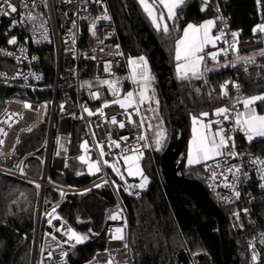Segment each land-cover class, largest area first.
<instances>
[{
    "label": "built area",
    "instance_id": "obj_1",
    "mask_svg": "<svg viewBox=\"0 0 264 264\" xmlns=\"http://www.w3.org/2000/svg\"><path fill=\"white\" fill-rule=\"evenodd\" d=\"M192 2L205 7V0H184L179 7ZM228 2L208 0L205 9L213 14L215 36L224 33L221 40L216 41V49L228 50L227 55H219L218 62L220 69L228 73V78L221 84L228 82L227 88L222 90L220 87V91L225 108L230 110V119L224 120L222 116L217 128L223 127V134L231 139L228 140L229 147L222 150V156L203 165V186L213 203L229 210L232 225L240 233L246 231L241 224L242 218L248 222L250 233L243 243L246 246L245 258L249 264H260L264 254V227L253 214L257 205L264 204V188L261 187L264 184V179H261L264 165L259 163L264 158L247 150L252 141L249 142L247 134L236 127L234 120L236 113L243 110V104L237 103V99L247 97L242 79L250 77L264 88V55L253 58V63L246 59L237 60V56L248 57L241 55V33L231 28L229 18L221 12L220 6ZM254 2L259 16L258 27L264 25V0ZM10 3L17 7L16 13H10L4 0H0L4 10L10 13L0 14V87L6 93L0 108V129L6 132V135L0 134L3 141L0 144V176L35 190L30 264H68L72 250L85 241L75 244L74 240H68L67 230L72 227L59 215L58 209L67 196L91 192L98 188L96 185H106L116 205L103 214L101 232L96 235V238L104 235V249L96 252L85 264H134L128 216L121 197L137 199L148 190L149 184L140 188L141 183L126 182L102 161V176L82 187L63 185L52 177L62 174L65 165L68 166L73 158L78 134L82 136L77 145L78 160L85 155L89 163L97 161L98 145L102 144L106 153L103 160L109 163L121 161L123 155H139L124 151L131 148L140 149L143 155L139 161H142L151 146L143 122L141 124L140 106L136 104L123 109L112 101L126 97V84L140 82L139 76L136 81L132 79L129 60L138 61L139 57H144L148 65L147 57L128 56L115 42L113 18L102 0H10ZM29 15L34 19H29ZM104 16L108 19H103ZM233 32L237 34L235 38ZM13 37L16 43L9 44ZM252 41L264 52V32L258 30ZM233 43L238 51L229 47ZM106 65H109L108 71H105ZM122 77L125 79L120 81ZM102 81L113 82L114 87L110 89ZM233 84H238L239 90ZM94 92L99 93L98 98L93 96ZM105 103L109 106L104 107ZM85 108L93 115L89 116ZM129 113L134 123H129ZM113 116L117 124L111 123ZM120 122L125 124L124 128L119 127ZM38 126H44L40 147L34 152L20 154L18 151L23 136ZM140 136L145 139H138ZM122 137L128 139L123 140ZM85 141L88 142L87 152L80 147ZM111 141L118 142L120 147L110 144ZM233 143L237 153L235 157L228 154L233 150ZM31 160L37 161L40 166L37 177L28 173ZM79 162L82 166L87 165ZM229 168L233 172H229ZM236 168L239 172L235 171ZM124 170L125 167L122 168ZM213 171L216 172L215 178L212 177ZM236 192L240 193L238 197ZM53 206H56L55 215L60 219H53L49 225L51 217L45 213H51ZM113 213H118V219L110 220ZM117 228L123 230V241L113 239ZM240 237L237 236L238 239ZM190 260L192 264H212L204 252L192 254Z\"/></svg>",
    "mask_w": 264,
    "mask_h": 264
},
{
    "label": "trees",
    "instance_id": "obj_2",
    "mask_svg": "<svg viewBox=\"0 0 264 264\" xmlns=\"http://www.w3.org/2000/svg\"><path fill=\"white\" fill-rule=\"evenodd\" d=\"M110 12L116 28V39L123 52L128 56L145 55V52L132 29L119 0H102ZM137 2V0H136ZM154 0H148L153 3ZM140 12L152 31L153 35L167 55L172 68L174 67V53L176 41L188 24L198 25L204 19H212L209 10H202L200 4L192 2L176 9L175 18L168 21V33L155 32L150 26L144 12ZM156 0V10L162 11ZM221 12L231 23V28L241 33V55L259 58L262 48L252 41L257 31L258 12L254 0H229L221 5ZM204 65L209 68L213 63L207 59ZM152 71V69H150ZM205 76L192 80L177 81L178 92L184 108L188 124V140L190 138V118L205 121L212 120L219 108H225V101L221 96V84L228 78L225 70L205 72ZM247 97L259 95L264 88L250 77L242 79ZM5 90L0 87V106L6 97ZM259 115L264 114V102L255 104ZM208 113L202 117L201 113ZM44 137V126L23 136L19 148L20 154L38 150ZM247 150L264 158V137L254 140ZM76 154V155H75ZM78 152L73 151V158L62 174L56 175L54 181L60 184L82 187L95 180L83 175V166L78 160ZM160 154L150 150L144 155L140 164L148 178L149 188L139 198L129 200L121 197L125 206L129 222V239L134 264H192L191 255L204 252L212 264H223L220 239L215 234L214 219L200 209L190 199L173 194L164 187L160 174ZM28 173L37 177L40 166L37 161H29ZM77 173H80L79 175ZM184 173L191 175L203 185V165L185 168ZM91 192L96 198L94 207L84 208L79 197L67 196L58 209L59 215L70 224L72 229L87 237L85 243L72 250L68 264H85L96 252L105 247V237L96 235L101 232L102 215L116 205V201L106 186ZM35 190L27 185L11 181L0 176V264H29L32 248L33 206ZM95 204V203H94ZM228 219L230 230L234 236L237 264H249L245 258L246 246L244 238L249 235L250 226L242 218L241 224L246 231L240 233L230 220L228 209H222ZM264 227V204L255 207L253 214ZM241 235L240 239L237 236ZM260 264H264V254Z\"/></svg>",
    "mask_w": 264,
    "mask_h": 264
},
{
    "label": "snow or ice",
    "instance_id": "obj_3",
    "mask_svg": "<svg viewBox=\"0 0 264 264\" xmlns=\"http://www.w3.org/2000/svg\"><path fill=\"white\" fill-rule=\"evenodd\" d=\"M184 0H158V3L163 5L164 8L167 9V18L169 20H172L175 18V9L179 7ZM141 5L144 8V11L148 14V16L152 19V23L155 25V27L158 30H162L165 33H168L169 28L166 23L161 25L160 21L164 20V14L163 12L160 13L159 16L156 15V0H154L153 3H148V0H140ZM4 4L7 5V8L10 9V13H16L17 7L12 5L10 3V0H4ZM208 0H205V7L202 8V10H205L207 8ZM8 11L4 10V5L0 4V14L9 15ZM29 19H34L31 15L28 17ZM103 19H108L107 16H104ZM15 23V22H14ZM215 22L213 20H209L205 22L202 25L195 26L192 24H188L187 27L184 29L183 37L178 39L176 41V48H175V58L177 60V73L178 76L181 79L189 78V73H191L192 77L199 78L200 76L204 75L205 72L211 71L212 69L207 68L206 65H204V61L206 59V55L211 58L213 62L217 61V58L221 53L224 55H227L228 50L227 49H220L216 52L205 53V47L207 45H212L215 47L216 41L221 40L222 36L224 35L223 32L220 33V35L212 36L210 34L212 27L214 26ZM95 25H93V28ZM257 29H254L256 31ZM258 30L260 32H264V25L258 26ZM236 33L233 32L232 36L235 38ZM9 44H15L16 38L13 37L11 40L8 41ZM227 43V41H225ZM230 48H232L234 51H238L235 47V43L229 45ZM264 55V52L261 53ZM240 59H246L247 62L253 63L254 59L249 58H241L237 56V60ZM139 61V62H138ZM138 61L136 60H129V64L132 65V79L136 81L137 76H139V81L143 82V89L140 92L141 101L144 99V92L147 88V84L151 81L152 77L150 75V71L148 69L147 61L144 57H139ZM180 61H183L184 63H179ZM203 65V69H202ZM225 67L227 65H224ZM232 66H235L234 64ZM109 65L105 66V71H108ZM104 84H108L109 88L112 89L114 87L113 82L109 81H102ZM227 83L225 85H222L221 88L226 89ZM233 86L239 90L238 84H233ZM225 95H227V91L224 92ZM94 97L99 96V93L94 92ZM133 93L128 92L126 97L124 99H116L113 100L112 103L119 104V106L123 109H127L130 107H133ZM257 101L264 102V95H257V96H251L246 97L243 100L237 99V103H242L243 108L245 109L244 112H237L235 115L234 123L237 128H239L241 131H244L247 134V138L249 142H251L255 137H264V115H259L255 111V104ZM108 103H105L104 107H108ZM26 107H30V105H26ZM235 107V106H233ZM61 108L63 109V105H61ZM84 111L88 112V115L91 116L93 113L89 111L87 108L84 109ZM138 112V108L136 109ZM229 109L228 108H219L216 110L215 115L217 116H223L224 120L230 119L229 117ZM101 114H103L101 112ZM202 117H207L208 113H201ZM128 120L129 123H134L131 119V114H128ZM112 124H117V119L115 116L111 118ZM193 123V139L189 147V153H188V163L189 165H195L200 164L209 160H212L218 156L223 155V149H227L229 147L228 140L231 139V137H225L224 128L219 127L217 131H212V124L216 123L217 125L220 124V121L217 120L215 122L209 121L207 124L201 123L197 117L192 118ZM142 124V121H141ZM199 124V128L196 127V125ZM120 128H124L125 124L123 122L119 123ZM0 134L6 135V132H4L3 129H0ZM217 137L219 139H217ZM121 139L127 140V137H122ZM138 139H145L144 136L138 137ZM162 135L157 134V138L155 140V144L157 146V150L160 149V146L162 144ZM3 141L0 140V144H2ZM110 144H114L116 147H120V144L116 141H111ZM81 148L85 150V152L88 151V142L85 141L80 145ZM99 147V158L95 162H88V158L85 155H81L79 157V160L88 164V170L90 173L95 174L96 172L101 171L100 163L104 165H107L108 167L112 168L114 172H116L117 175L120 176L121 179H123V174L120 172L118 167V161L116 163H109L107 160H103V157L106 155L104 152L103 145H98ZM232 149L229 151V156L235 157L237 153L234 151L235 144H232ZM125 152L131 151L132 153H139V155H123L121 159L124 160L125 164L128 165L127 167V173L129 176H136L140 175L143 177L142 183L139 185L140 188H143L148 183V178L146 176H143L142 170L139 165V159L142 157L143 153L140 152V149L138 148H131V149H125ZM260 164L264 165V161H259ZM67 167V165H65ZM207 167V165H205ZM217 167H219V164H217ZM229 172H233L232 168L228 169ZM236 172H239V169H235ZM78 175L80 173H77ZM212 177H216V172H212ZM261 179H264V175L261 176ZM115 183V181H113ZM227 186V185H226ZM39 187V185H37ZM96 187H101V185H96ZM262 188H264V184L261 185ZM125 191H127V188H125ZM61 195L63 196L64 193L61 192ZM240 195L239 192H236V196L238 197ZM56 212V206H53L51 213H45L46 216H50L51 219L48 220L49 225L52 224L53 219H60L58 215H55ZM112 219H116V216H112ZM125 227L127 226V222L125 221ZM60 229H57L59 231ZM116 235L113 236V239L117 240H124L123 230L121 228H117L115 230ZM68 240L69 241H75V244L83 243L87 237L86 236H80L75 231H73L71 228L67 230ZM53 239H56L55 236L52 237ZM264 242V241H262ZM75 244H72V247H75ZM124 247L127 248V243L124 244ZM66 254V253H64ZM110 264V262H109Z\"/></svg>",
    "mask_w": 264,
    "mask_h": 264
},
{
    "label": "water",
    "instance_id": "obj_4",
    "mask_svg": "<svg viewBox=\"0 0 264 264\" xmlns=\"http://www.w3.org/2000/svg\"><path fill=\"white\" fill-rule=\"evenodd\" d=\"M119 2L145 52L148 65L155 74L154 79L168 115L170 137L159 162L162 183L167 191L190 199L214 219L215 234L220 239L223 264H237L234 236L226 214L213 203L206 188L199 181L184 173L188 124L171 63L145 22L136 0H119ZM203 76L206 77V73Z\"/></svg>",
    "mask_w": 264,
    "mask_h": 264
},
{
    "label": "rangeland",
    "instance_id": "obj_5",
    "mask_svg": "<svg viewBox=\"0 0 264 264\" xmlns=\"http://www.w3.org/2000/svg\"><path fill=\"white\" fill-rule=\"evenodd\" d=\"M137 2L139 4L141 10L143 12H145L143 6L140 3V0H137ZM157 2H158V0H157ZM159 6H161L160 7V8H162V11L161 12H163V14H164V20L163 21H160V23H161L162 26H163L164 23H166L168 25L167 22L168 21H172L173 19L172 20H169L167 18V16H168L167 9L164 8V6L161 5V4H159ZM176 9H175V12H176ZM161 12L158 13V11L156 10V15L159 16ZM146 17L149 20L148 23H150V26L152 27V29L155 32L163 31L162 28H161V30H158L155 27V25L152 23V19L148 15ZM209 20H213V19H211V18L210 19H204V21L201 22V23H199L198 25H202V24H204L205 22H207ZM213 29H214V26L212 27L211 31ZM255 29H257L256 31H258V27H256ZM210 34H211V32H210ZM175 48H176V45H175ZM209 48L210 49L207 50L205 54L218 51L216 49V47H213L212 45H209ZM206 59L209 62L213 63V65L209 67V69H212L211 71H216V70L220 69V62H218L219 61L218 60L219 59V56H218L216 62H213L211 60V58L209 56H207V55H206ZM175 62L176 63H174L173 73H174V76L176 78V81H182V80H185V79L196 80V79L201 78V76L199 78L192 77L191 76V73H189V78L181 79L178 76V73H177V63L178 62L176 60H175ZM179 63L182 64L184 62H179ZM202 67H203V65H202ZM149 71H150V75H151L152 79L147 84V88H146V90L144 92V99H143V101H141V97H140V92L143 89V82H138L137 81L135 83L126 84L127 85L126 86V90L128 92H132L133 93V98H132L133 99V105H136L137 104V105L140 106V117H141V120L143 122V125H144V128H145L146 135H147L148 141L150 143L152 152L159 153L161 155L162 152L164 151V149L166 148V146L168 144V141H169V137H170V127H169V120H168L167 111H166V109H165V107L163 105V102H162V99H161V95H160L159 89H158L157 86H155V83H156V79H154L155 78V74H154L153 71H151V70H149ZM211 71H208V72H211ZM123 79H125V77H122L120 79V81H123ZM83 85L85 86L86 83L84 82ZM259 95H264V92L261 93V94H259ZM253 96H257V95H253ZM258 102H261V101H257L256 104ZM0 108H1V106H0ZM244 111H245V109L243 108L242 112H244ZM221 117H222V115L221 116H217L214 113V117H213L212 120L205 121L203 118L202 119H198V120L201 123L207 124L209 121H213V122H215L217 120L220 121V118ZM189 121H190V134H191V126L193 125L192 118H190ZM218 126L219 125H217L216 123H213L212 124V131L213 132L217 131L218 130V128H217ZM198 128H199V124H198ZM157 134H161L162 135V138H163L162 139V144H161L159 150H157V146L155 144V140L157 138ZM81 137L82 136L78 134L77 139H76V151L77 152H78L77 145H79L80 142L82 141V138ZM260 138H263V137H255L254 139L257 140V139H260ZM217 139H219V138L217 137ZM218 157H220V156H218ZM218 157H216V158H218ZM117 161H118L119 170L123 174V177H124L123 180H125L126 182L142 183V181H143V177L142 176H140V175L129 176L128 175V173H127V167H128V165L125 164V162H124L123 159H121V161L120 160H115L114 163H116ZM93 162H95V161H93ZM138 162H139L140 168L142 170L143 176H146L147 177V175L145 173V170L142 167V164H140L141 162L140 161H138ZM201 164L202 163H200L198 165H201ZM124 167H125V170L122 171V168H124ZM83 172H84V175L85 176L91 177V178L96 179V180H97V178H99L100 176H102V172L101 171L100 172H96L95 174L90 173L89 170H88V164L85 165V166H83ZM27 186H29V185H27ZM104 186H106V185H104ZM29 187H31V186H29ZM98 189L102 190L103 188H102V186L101 187H98L96 189V191ZM79 200H80V202H82L84 208L94 207V205H96V203H97L96 202V198L94 197V193L93 192H87V193L82 194L79 197ZM114 215L116 216V219H118V217H119V216H117L118 213H113L110 216V220H113L111 217L114 216ZM230 220H231V218H230ZM101 228H102V226H101ZM77 234L80 235V236H83V235H81L79 233H77ZM30 262H31V254H30L29 264H30Z\"/></svg>",
    "mask_w": 264,
    "mask_h": 264
},
{
    "label": "crops",
    "instance_id": "obj_6",
    "mask_svg": "<svg viewBox=\"0 0 264 264\" xmlns=\"http://www.w3.org/2000/svg\"><path fill=\"white\" fill-rule=\"evenodd\" d=\"M192 25H194V24H192ZM195 26H199V25H195ZM187 27V26H186ZM185 27V28H186ZM184 28V29H185ZM183 32H184V30H183ZM183 32H182V34H181V36L179 37V39L180 38H182L183 37ZM211 34H212V36H215V34H214V29L211 31ZM215 45H216V43H215ZM210 48H209V45H207L206 47H205V53H206V51L207 50H209ZM205 53H203V54H205ZM206 55V54H205ZM175 60H176V58H175V53H174V62H175ZM177 61V60H176ZM180 62H183V61H180ZM176 63V62H175ZM202 69H203V67H202ZM203 76V75H202ZM185 80H188V79H185ZM185 80H182V81H185ZM196 127L198 128V124L196 125ZM214 127V126H213ZM192 139H193V125L191 126V134H190V138H189V140H188V144H187V154H186V159H185V168H193V167H196V166H198V164H195V165H189V163H188V153H189V147H190V144H191V142H192ZM261 139V138H260ZM207 162V161H206ZM206 162H203L201 165H204Z\"/></svg>",
    "mask_w": 264,
    "mask_h": 264
}]
</instances>
